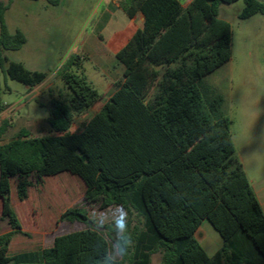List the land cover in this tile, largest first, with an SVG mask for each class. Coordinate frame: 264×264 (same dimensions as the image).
Returning <instances> with one entry per match:
<instances>
[{
  "label": "trees",
  "instance_id": "obj_1",
  "mask_svg": "<svg viewBox=\"0 0 264 264\" xmlns=\"http://www.w3.org/2000/svg\"><path fill=\"white\" fill-rule=\"evenodd\" d=\"M0 2V68L32 89L46 73L7 60L4 50L26 42L20 30L9 33ZM238 0H119L127 18L143 16L142 26L119 49L122 79L77 132L74 116L100 100L87 83L80 58L70 55L56 75L70 95L51 101L48 124L57 135L31 136L21 129L0 144L1 217L9 231L0 234V264H103L117 239L114 221L95 226L79 209L68 208L57 223L88 227L56 235L50 246L8 255L21 225L10 203L44 177H77L84 199L100 210L124 213L121 229L132 244L120 264H264V211L235 155L223 98L201 80L231 58V26L218 17L221 4ZM240 19L264 16V2L242 0ZM75 69V71H74ZM1 92V88H0ZM5 105L0 101V113ZM7 126L3 121L0 135ZM207 220L222 240L207 255L195 238Z\"/></svg>",
  "mask_w": 264,
  "mask_h": 264
},
{
  "label": "rangeland",
  "instance_id": "obj_2",
  "mask_svg": "<svg viewBox=\"0 0 264 264\" xmlns=\"http://www.w3.org/2000/svg\"><path fill=\"white\" fill-rule=\"evenodd\" d=\"M119 0H12L4 14L9 33L20 30L26 42L18 50H4L7 60L22 63L28 70L46 73L38 86L27 87L10 79L0 68V144L17 136L21 129L31 136L57 135L48 124L51 101H64L70 95L56 71L70 55L80 58L79 73L100 95V100L85 113L74 116L71 131L98 112L114 91V82L122 79L121 64L105 48V38L125 27L126 15L118 8ZM183 1V0H182ZM264 1V0H261ZM8 3V0H0ZM243 1L221 4L218 17L231 26V58L201 80L200 85L224 98L222 111L230 119L229 131L235 155L241 159L254 188L264 178V16L256 14L240 19ZM83 65V67H82ZM122 67V66H121ZM75 71V69H74ZM112 79V80H111ZM260 182V181H259ZM16 180L11 179L10 203L20 222L8 255L37 250L51 245L56 235L88 227L78 223H57L68 208L79 209L95 226L122 219L117 207L100 210L98 204L84 199L81 181L68 173L44 177L28 189L27 198L16 197ZM260 184V183H259ZM1 211V210H0ZM9 231L0 220V234ZM196 238L207 255H213L222 240L211 224L204 220ZM110 249L113 244L109 242ZM159 254L151 257L157 264Z\"/></svg>",
  "mask_w": 264,
  "mask_h": 264
},
{
  "label": "crops",
  "instance_id": "obj_3",
  "mask_svg": "<svg viewBox=\"0 0 264 264\" xmlns=\"http://www.w3.org/2000/svg\"><path fill=\"white\" fill-rule=\"evenodd\" d=\"M178 1H179V3H180L182 8H185L191 2V0H183V1L182 0H178ZM259 1H261V0H259ZM262 2H264V1H262ZM142 22H143V16L141 14H138V15H136L135 17H133L131 19L128 18V22L126 23L125 27L118 28L115 31L111 32V34L106 36V38H105V40H106L105 41V48L107 50H109L112 53V55L115 57L116 52L119 49H121L126 44L128 39L135 32V30H137L138 28H140L142 26ZM82 67H83V65H82ZM119 67L122 68L121 66H119ZM216 94H218V93H216ZM219 95L223 98V96L221 94H219ZM223 103H224V98H223ZM222 107H223V105H222ZM81 127H82V125H81ZM69 131L70 132H77V131H71V126L69 128ZM229 135H230V139L232 141L230 131H229ZM232 144H233V147H234L233 141H232ZM234 151H235V147H234ZM238 160L240 161V163L242 165V169H243L244 173L246 174V177H247V179H248V181H249V183H250V185H251V187H252V189H253L256 197H257V200H258V202H259V204L261 206L262 211H264V178L259 180L260 182L257 181L255 183V185H257V186H256V188H254V185H253L252 181L249 179L248 173L245 170L244 164L242 163L241 159L238 158ZM56 176H58V175H56ZM56 176H53V177H56ZM112 208H114V207H112ZM0 210H1V201H0ZM0 220H3L2 217H1V211H0ZM199 232L200 231H199V228H198V230L195 233V238H196L197 233H199Z\"/></svg>",
  "mask_w": 264,
  "mask_h": 264
},
{
  "label": "clouds",
  "instance_id": "obj_4",
  "mask_svg": "<svg viewBox=\"0 0 264 264\" xmlns=\"http://www.w3.org/2000/svg\"><path fill=\"white\" fill-rule=\"evenodd\" d=\"M122 220L117 219L114 222V228L117 239L114 241L112 248L106 253L103 264H120V257L125 255L128 248L131 247L132 240L127 234L126 229H121Z\"/></svg>",
  "mask_w": 264,
  "mask_h": 264
}]
</instances>
